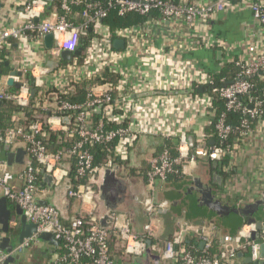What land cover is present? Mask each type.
I'll return each mask as SVG.
<instances>
[{
    "label": "built area",
    "instance_id": "obj_1",
    "mask_svg": "<svg viewBox=\"0 0 264 264\" xmlns=\"http://www.w3.org/2000/svg\"><path fill=\"white\" fill-rule=\"evenodd\" d=\"M242 1L107 0L102 6L88 0H60L57 6L48 10L50 0H23L18 12L22 23L0 29V52L10 50L15 44L26 52L31 44L40 50L32 60L30 54L16 63L13 60L14 68L10 72H2L0 104L10 102L20 108L39 104L49 115L37 116L26 127L16 126L5 133L0 130V144L11 146L12 151L23 145L27 152L22 168L15 171L0 150V191L2 196L23 211L28 223L37 225V232L20 243L21 217L13 211L9 236L14 248L7 253L0 247V264L37 246L44 233L53 234L61 242L65 253L58 259V264H85L83 257L89 258L93 264H133L127 257H143L149 247L148 242H151L152 255L160 257L159 263L150 264H243L245 259L264 261V225L259 230L257 224L246 223L236 235H223L212 222L195 225L179 218L174 237L166 242L158 241L159 212L167 211L170 203L167 200L158 201L157 184L167 183L173 176L187 175L188 169L195 167L200 160L221 163L228 158L229 163L223 169L231 173L232 160L239 147L256 134H264V91L261 97L254 96V85L247 80L259 76L264 83V49L252 43L243 56L231 58L226 64L235 65L239 71L238 79L227 86L214 87L205 92V87L214 85L211 74L182 73L174 66L168 70L164 61L165 51L157 48L153 26L177 21L188 28L195 27L200 21L206 22L216 14L234 9ZM250 11L259 29L257 35L264 40V0H250ZM112 12L121 18L138 16L146 21L112 31L104 24ZM88 31L91 39L84 45L82 35ZM49 34L54 37L51 49L45 45V37ZM200 38L205 46H225V43L211 40L207 32ZM116 40H123L124 47L115 48ZM81 46V57H73L69 62L62 59L63 52L74 53ZM50 61L58 65L53 72L47 66ZM5 62L10 64L9 55ZM13 72L21 73V76H13ZM165 72L172 75L178 72L186 81L175 77L167 82V87H163L161 76ZM31 78L38 90L34 98L29 83ZM10 79L20 85L19 89L8 85ZM85 85L86 99L72 100ZM195 88H203L204 92H196ZM215 97L224 101L227 112L241 114V145L238 139L234 145L225 146L234 133V124L229 122L225 112L217 117ZM174 104L178 110L201 105L209 117L205 128L201 132L191 131L189 125H179L178 114L168 111ZM65 119L69 120L68 123ZM15 121H19L17 116ZM184 121L188 122L187 119ZM210 126H214V133L208 134L206 129ZM49 132L63 134L59 142L65 145L54 150L47 143ZM190 136L195 138L193 144L190 143ZM142 137L161 138L164 142L161 152L148 160L145 174L150 192L144 203L150 217L145 235H135L128 218L123 215H114L115 225L110 231L100 226L97 215H79L65 222L59 210L41 204L44 192L39 183L40 170L51 174L56 185L71 179L67 194L71 199L85 200L86 195L95 197L94 181L114 165L124 169ZM212 141L214 144H210ZM168 142L175 144V154L168 148ZM95 146H103L105 151L106 160L100 166H96L95 154L91 150ZM67 161H74V170L64 168ZM73 172L76 180L88 179V184L75 186ZM16 180L21 182L20 187L14 185ZM112 234L121 245L125 244L120 261L109 252ZM4 237L0 233V246ZM191 240L197 241L201 257H197L187 245ZM216 240L221 245L220 253L211 256L209 252ZM203 242L205 245L201 248ZM239 254L243 257L240 258Z\"/></svg>",
    "mask_w": 264,
    "mask_h": 264
},
{
    "label": "crops",
    "instance_id": "obj_2",
    "mask_svg": "<svg viewBox=\"0 0 264 264\" xmlns=\"http://www.w3.org/2000/svg\"><path fill=\"white\" fill-rule=\"evenodd\" d=\"M188 1L202 3L211 0ZM0 2L4 4V8L0 11V29L7 26L20 25L22 21L18 17V12L20 11L23 0H0ZM156 18L159 17L157 16ZM158 24L157 26H153V31L156 34V45L157 48H162L165 51L164 61L166 60L165 63L168 66V70L170 66H174V69L182 73L216 74L225 68L226 63L231 58L243 56L252 43L264 49V40L257 35L259 34V29L252 19L250 0H244L234 9L216 14L206 22L200 21L195 27L188 28L185 25L179 24L177 21L161 22ZM206 32L211 40L225 43V46L209 47L206 45V47L203 44V39L200 38ZM39 50V48L31 44L29 50L26 52L21 46L15 44L7 51L10 59V64L7 63L9 64L8 72L14 68L13 60L14 62L19 61L29 54L32 60L37 57ZM175 77H178L182 82L185 80L178 72L175 75L165 72L161 76V80H163L162 86L167 87V82ZM168 111L170 114H178L176 116H178L179 125L185 127L189 125L190 127L188 126V128L191 131L201 132L207 125L209 118L206 110L201 105L189 110H178L174 104ZM176 116H173V118ZM184 119H187L188 122H185ZM55 126L58 129L57 122H55ZM158 140L142 137L133 149L128 165L124 169H121V176L123 177L142 178L144 188L147 192H149V189L147 188L145 174L148 170V160L154 154L161 152L164 143L161 138H158ZM210 144H214V142L212 141ZM18 148H23V145H19ZM130 164H132V167H130ZM65 165L69 167L70 171L75 169L74 161H67ZM217 165L221 166L219 164ZM11 168L18 171L22 166L14 164ZM194 174L206 176V179L212 184L220 200L221 198L227 197L237 198L238 200L230 204L231 206L243 201L252 202L264 191V134H256L254 138L239 147L232 160L231 173H226L227 177L219 171L211 172L207 163L201 165L200 161L195 167H190L188 174L184 177H189ZM214 174H220L222 176L221 185L213 179ZM44 178L43 175V180L40 183V187L44 192L41 198L44 201H48L50 198L55 197V191L49 189L48 185L44 182ZM13 183L17 187L22 185L18 180ZM178 184L179 182L173 183L170 180L167 183L159 182L157 184L156 194L158 201H170V199L179 197L178 190H175L178 194L176 192L171 193L175 185L177 186ZM94 190L97 195L96 185L94 186ZM1 197L2 192L0 191ZM67 198L70 201V206L67 210L66 217L70 220L79 215L92 217L97 214L98 203L96 196L90 197V195H86L85 200ZM174 202L176 203L173 206L179 205V200L178 202ZM173 206H170L167 211L173 210ZM10 207L16 212V207L11 202ZM170 219L168 220L162 215L159 216L161 226L159 228V236L162 238L170 232H175L177 221H175L176 219L174 217ZM59 248L55 254H52L55 248L42 240L37 246L27 249L20 255L21 258L19 260L10 264H58V259L60 258Z\"/></svg>",
    "mask_w": 264,
    "mask_h": 264
},
{
    "label": "water",
    "instance_id": "obj_3",
    "mask_svg": "<svg viewBox=\"0 0 264 264\" xmlns=\"http://www.w3.org/2000/svg\"><path fill=\"white\" fill-rule=\"evenodd\" d=\"M53 0H50L48 10L52 8ZM4 8V4L0 2V11ZM151 19V18H150ZM45 45L47 49H51L54 45V37L49 34L45 37ZM115 48H123L124 41L116 40L114 44ZM83 47H79L74 53L63 52L62 59L64 61H72L73 57L82 56ZM50 72H53L57 68V63L50 61L47 64ZM2 71H0V80ZM13 76H21V73H12ZM31 81V95L35 97L36 89L35 81L33 78ZM8 85L14 89H19L20 85L15 84L13 79L8 81ZM199 93H203L204 89H198ZM148 95V94H146ZM143 95V96H146ZM68 119L65 122L68 123ZM152 138L153 140L159 141L155 137H143ZM190 143L193 144L195 138L190 136ZM141 140V139H140ZM133 153V152H132ZM6 161L9 166L14 164L23 165L27 152L23 148H18L12 151L11 146L5 148ZM132 155V154H131ZM217 162L214 166H217ZM132 167V164H130ZM64 168L69 170V167L64 165ZM44 175V182L48 185L49 189L55 191V197L50 198L48 201H42V205H50L60 211L63 221L69 222L70 219L66 217L67 210L70 206V201L67 198L68 191L71 187V179H66L62 184L56 185L53 176L42 171ZM213 179L216 183L222 184V176L220 174H214ZM97 186L96 200L98 203L97 218L100 226L103 229L112 231L115 225L114 215L126 216L129 220L132 232L137 236H143L146 234V225L150 221V217L144 209L145 200L150 197V192H147L143 185L142 178H130L121 176V166L114 165L113 167L106 169L102 174L98 176V179L94 181ZM178 190L180 198L184 195L188 198H194L200 208H207L208 210L214 211L218 216L222 218H230L232 216H240L247 219V223L257 224L258 229L261 230L264 225V219L261 221L257 220V216L262 215L264 218V191L252 202H241L237 205L231 206L224 204L218 197L213 188L212 184L206 179V176L201 174H194L189 177H185L184 180L180 181L179 184L174 187L172 192ZM177 193V192H176ZM178 194V193H177ZM179 200V199H178ZM176 199H170V206L175 205ZM178 202V201H177ZM16 215L21 217L22 232L20 234L19 242L22 243L24 239L31 238L37 232V225L28 223L27 218L24 216L23 211L17 206ZM14 217L13 210L10 207V202L5 196L0 198V233L5 235L1 243V250L7 253H11L14 244L12 238L9 236L11 228L10 222ZM44 242L49 243L55 248L52 254H55L61 245V242L55 238L51 233H44L41 236ZM205 243H201L203 248ZM123 248L125 244H122ZM148 249L143 257L140 258H129L133 264H150L152 262L159 263L160 257L153 256L151 253V242H148ZM242 258L243 254H239ZM20 256H11L5 264H10L16 260H19ZM262 259H264V245L262 247ZM243 264H264V261L253 262L251 259H245Z\"/></svg>",
    "mask_w": 264,
    "mask_h": 264
},
{
    "label": "trees",
    "instance_id": "obj_4",
    "mask_svg": "<svg viewBox=\"0 0 264 264\" xmlns=\"http://www.w3.org/2000/svg\"><path fill=\"white\" fill-rule=\"evenodd\" d=\"M60 0H53L52 2V8L53 9L55 6L58 5ZM107 0H88L89 3H100L102 6H104L106 4ZM50 9V10H51ZM82 8H80L81 10ZM146 20L142 19L138 16H130V17H126V18H121L119 17L115 12H112L109 16L108 19L104 20V24L108 25L112 31H116L118 29H122V28H127L133 25H138V24H143ZM90 32L88 31L87 34L82 35V42L84 45H86V42H88L91 38L89 37ZM8 53H7V49H3L0 52V58L3 59V63L0 64V71H2L3 73L8 71L9 68V64H7L6 61V57H8ZM238 69L235 67V65L232 64H228L225 66V68H223L219 73L216 74H211L213 80H214V85L213 86H208L205 87V92H210L211 89H213L214 87H224L227 86L228 84L235 82L238 78ZM249 82H251L254 85V90L252 91V94L254 96H259L261 97L263 91H264V83L260 80L259 76H252L250 78L247 79ZM30 85H31V81H29ZM86 90H87V85L83 86L82 89H80L78 91L77 94H75L73 96L74 101H83L86 99ZM195 90H198V88H195ZM198 92V91H196ZM38 94V90H36L35 92V96ZM215 103H214V108L216 109V114L217 117L221 114V113H227L228 117H229V122L234 124V133L230 136L229 140L226 141L225 146H231L234 145L237 140L238 143L241 145L242 144V134L240 133V117L241 114L240 113H230L227 112L225 110L224 107V101L221 99H218L217 97H215ZM49 114L47 112H45L41 105L39 104H34L29 106L28 108H20L16 105H14L13 103H5V104H0V130L5 133L9 128H14L16 126H25L30 124L37 116H42V117H47ZM16 116L19 118V121H15ZM254 125V124H253ZM208 134L214 133V126H210L206 129ZM50 134V139L47 142L49 145H51V147L56 150V149H60L62 146H64L65 144H62L61 142H59V137L63 136V134H55L52 132H49ZM70 145V144H69ZM168 148L170 149V151L175 154V144L173 142H168L167 143ZM5 145L0 144V150L1 153L3 155V158L6 159V154H5ZM91 150L93 151V153L95 154V161H96V166H100L102 164H104L105 160H106V156H105V151L103 149V146H95L93 148H91ZM201 165L204 163H207V166L209 167V169L211 170V172H222L224 173L225 177H227V174L224 172V170L222 171V169L228 165L229 163V159L225 158L221 163H218L221 166H214V162H208L206 160H200ZM73 178V184L75 186H81V185H87L88 184V179H79L76 180L75 176H74V172L72 174ZM185 177L184 176H173L170 178V181L173 183H177L180 182L182 180H184ZM43 180V173L42 170H40V175H39V183H41ZM217 190L220 191L219 188H217ZM180 196V193L178 194ZM184 197H186V195H184ZM180 198L177 196L176 201H178L179 199V205L173 206V210H169V211H160L159 212V216H163L166 217L168 220H171L170 218L174 217L177 221L179 218L184 217L185 220L190 223V224H195V225H203L204 223H208V222H212L215 224V226L217 227V229L223 234V235H236L240 229L242 228L243 225H245L247 223V219L244 217H240V216H232L230 218H222L220 216H218L214 211L208 210L207 208H199V211L196 214H192V215H187L185 214V207L183 205V203L186 201L185 199ZM188 198V197H186ZM238 199L237 198H221V201L224 204L230 205L233 204V202H236ZM183 205V206H182ZM263 216L259 215L257 216V220L261 221L263 220ZM193 222V223H192ZM176 223V222H175ZM175 233V232H174ZM174 233L170 232L169 234H167V236H165L164 238H162L161 236H159L158 241L159 242H166L168 240H171L174 237ZM16 236V235H14ZM197 241L196 240H191L189 242V244H187L189 246L190 249H192L193 252H195L197 254V257H201L202 256V251L200 250L199 246L196 244ZM220 249H221V245L219 243V241H215L214 245L211 249V251L209 252V255L214 256V255H218L220 253ZM109 252L111 254V256L113 258H115L116 260H121L122 258V245L120 240L114 235L112 234L110 237V249ZM65 253V251L61 247L59 248V255L60 257L63 256ZM247 255V254H246ZM83 262L85 264H93L92 261L87 258V257H83Z\"/></svg>",
    "mask_w": 264,
    "mask_h": 264
},
{
    "label": "rangeland",
    "instance_id": "obj_5",
    "mask_svg": "<svg viewBox=\"0 0 264 264\" xmlns=\"http://www.w3.org/2000/svg\"><path fill=\"white\" fill-rule=\"evenodd\" d=\"M5 73V72H4ZM184 199L186 200L184 203H183V205H184V207H185V214H187V215H192V214H196L198 211H199V208H198V204H197V201L194 199V198H186V197H184ZM182 205V206H183ZM182 219H183V221L185 220V218L184 217H182ZM155 224H158L156 221L154 222ZM161 226L159 225V228H160ZM178 231V227H177V225L175 226V232H177ZM15 239V238H14ZM15 243H16V241H15Z\"/></svg>",
    "mask_w": 264,
    "mask_h": 264
}]
</instances>
